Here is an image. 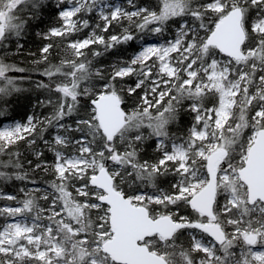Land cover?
<instances>
[{"label":"snow or ice","instance_id":"snow-or-ice-1","mask_svg":"<svg viewBox=\"0 0 264 264\" xmlns=\"http://www.w3.org/2000/svg\"><path fill=\"white\" fill-rule=\"evenodd\" d=\"M16 182L0 264H264V0H0Z\"/></svg>","mask_w":264,"mask_h":264},{"label":"trees","instance_id":"trees-1","mask_svg":"<svg viewBox=\"0 0 264 264\" xmlns=\"http://www.w3.org/2000/svg\"><path fill=\"white\" fill-rule=\"evenodd\" d=\"M116 2H122V0H116ZM53 17L51 15V12H46L44 15V23L39 24L38 27H34L31 31L30 34L26 37L24 44H25V49L30 50L32 52H36L41 44V41L35 36V31L44 29L47 27L48 22L52 20ZM115 31H119V29H116ZM124 47H127V52H123V55L129 56L136 50H138V44H131L128 46H121V49ZM115 57L112 54H109L107 59H114ZM18 60L23 59V57H17ZM33 111L31 107V103L21 97L16 103H14L11 106L10 110V117H13L17 121H23L27 115L31 114ZM39 111V110H38ZM44 112H47V109L44 110ZM47 158L51 160V154L47 153ZM40 181H43L45 177L43 174L39 175L37 177ZM24 186L21 185L20 182H16L15 185L13 184H8V185H0V191H3L5 193H17L19 187ZM30 187V185H28ZM4 203H9L6 200L0 199V205Z\"/></svg>","mask_w":264,"mask_h":264}]
</instances>
